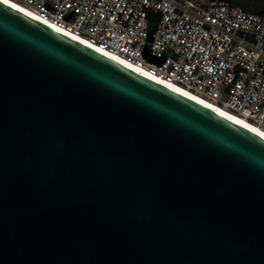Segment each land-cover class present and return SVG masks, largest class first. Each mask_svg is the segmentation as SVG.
I'll use <instances>...</instances> for the list:
<instances>
[{"label":"water","instance_id":"95a60500","mask_svg":"<svg viewBox=\"0 0 264 264\" xmlns=\"http://www.w3.org/2000/svg\"><path fill=\"white\" fill-rule=\"evenodd\" d=\"M0 264H264V137L0 1Z\"/></svg>","mask_w":264,"mask_h":264},{"label":"built area","instance_id":"2783aa9c","mask_svg":"<svg viewBox=\"0 0 264 264\" xmlns=\"http://www.w3.org/2000/svg\"><path fill=\"white\" fill-rule=\"evenodd\" d=\"M13 1L264 131V14L225 0Z\"/></svg>","mask_w":264,"mask_h":264},{"label":"bare ground","instance_id":"6f19581e","mask_svg":"<svg viewBox=\"0 0 264 264\" xmlns=\"http://www.w3.org/2000/svg\"><path fill=\"white\" fill-rule=\"evenodd\" d=\"M0 1H3L4 3L10 5L11 7H14L26 14H28L29 16L45 23L46 25L52 27L53 29L63 33L64 35L72 38V39H75L76 41H79L101 53H103L104 55H107L108 57L118 61L119 63L125 65V66H128L144 75H147L179 92H182L184 93L185 95L189 96L190 98L194 99L195 101L201 103L202 105L206 106V107H209L210 109L218 112L219 114L223 115L224 117L238 123L239 125L243 126V127H246L252 131H254L255 133L261 135L262 137H264V131L259 128L258 126L250 123L249 121H247L244 117L224 108V107H221L220 105H217L215 104L214 102L204 98V97H201L199 96L198 94L194 93V92H191L189 91L188 89L180 86V85H177L175 83H172V82H169V81H165L163 79H160V78H157L155 76H152L150 75L149 73L143 71L142 69L138 68L137 66L133 65L132 63L128 62L126 59L122 58L121 56L115 54V53H111V52H107V51H103V50H100L98 48H96L94 45L90 44L88 41H86L85 39L67 31V30H64L62 28H59L57 25L53 24V23H50L48 21H45V20H42L41 18H39L33 11H31L29 8H27L26 6L16 2V1H13V0H0Z\"/></svg>","mask_w":264,"mask_h":264},{"label":"trees","instance_id":"16d2710c","mask_svg":"<svg viewBox=\"0 0 264 264\" xmlns=\"http://www.w3.org/2000/svg\"><path fill=\"white\" fill-rule=\"evenodd\" d=\"M234 5H239L245 11L256 14H264V0H225Z\"/></svg>","mask_w":264,"mask_h":264}]
</instances>
